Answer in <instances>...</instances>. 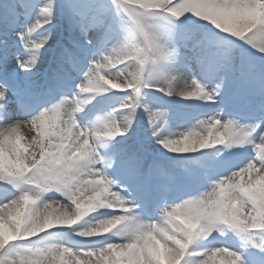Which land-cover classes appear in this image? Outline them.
I'll list each match as a JSON object with an SVG mask.
<instances>
[{"label": "snow or ice", "instance_id": "1", "mask_svg": "<svg viewBox=\"0 0 264 264\" xmlns=\"http://www.w3.org/2000/svg\"><path fill=\"white\" fill-rule=\"evenodd\" d=\"M0 264H264V0H0Z\"/></svg>", "mask_w": 264, "mask_h": 264}, {"label": "bare ground", "instance_id": "2", "mask_svg": "<svg viewBox=\"0 0 264 264\" xmlns=\"http://www.w3.org/2000/svg\"><path fill=\"white\" fill-rule=\"evenodd\" d=\"M23 135H25L27 137L28 135H30V133H28L27 130H24Z\"/></svg>", "mask_w": 264, "mask_h": 264}]
</instances>
